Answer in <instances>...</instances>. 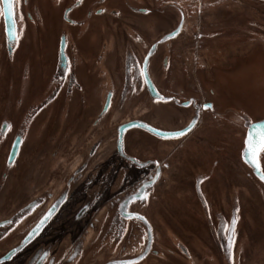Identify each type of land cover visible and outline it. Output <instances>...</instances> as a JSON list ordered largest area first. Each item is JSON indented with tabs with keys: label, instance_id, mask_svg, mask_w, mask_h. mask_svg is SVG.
Returning <instances> with one entry per match:
<instances>
[{
	"label": "flooded vegetation",
	"instance_id": "obj_1",
	"mask_svg": "<svg viewBox=\"0 0 264 264\" xmlns=\"http://www.w3.org/2000/svg\"><path fill=\"white\" fill-rule=\"evenodd\" d=\"M167 1L12 0L10 41L0 0V264H37V253L46 249L40 264H233L255 210L249 201L245 208L234 206L239 185L223 173L217 153L195 151L205 161L202 168L187 160L186 147L197 148L186 140L204 133L206 144L216 145L226 134V152L236 136L243 194L250 181L264 190L240 157L249 112L217 102L216 83L206 82L201 67L200 16L186 29L185 7L175 5L176 17L169 9L157 11ZM159 12L165 18L155 29ZM181 16L180 31L157 45L145 69L166 99L154 100L144 60ZM164 21L167 28L161 29ZM245 25L240 31L249 42H256L254 34L264 37L259 24ZM194 43L199 50L189 62L184 53ZM130 123L144 127L121 129ZM191 123L180 137L155 133L181 131ZM19 135L20 149L7 169ZM259 162L264 174V150ZM63 194L56 214L24 242Z\"/></svg>",
	"mask_w": 264,
	"mask_h": 264
},
{
	"label": "rangeland",
	"instance_id": "obj_2",
	"mask_svg": "<svg viewBox=\"0 0 264 264\" xmlns=\"http://www.w3.org/2000/svg\"><path fill=\"white\" fill-rule=\"evenodd\" d=\"M169 4L160 7L158 10L169 9L168 15L170 17H176L175 5L178 7H185L187 19L185 22L186 29L194 28L195 16H200L201 21L196 18L197 24H203L205 34H202L203 46L201 51L202 64L201 67L204 72L206 82L208 84H215L221 95V98L217 101L223 106H227L231 103L234 107L243 108L249 112L248 116L252 119H256L264 116V37L253 35L256 42H249L246 34L241 28H244L246 22L251 21L255 24H259L261 30H264V0H186L180 2L179 0H168ZM174 4V5H172ZM176 6V7H177ZM191 6V10L187 8ZM161 12L157 13L153 19V28H158V21L165 18ZM189 14L193 15L192 18ZM200 22V23H199ZM30 28V26H27ZM161 29H166L167 26L164 21V25H161ZM196 29H198L196 27ZM108 33H106L107 35ZM106 38L108 36H105ZM250 38V36H249ZM109 39V38H108ZM178 39V38H177ZM259 41L260 43H258ZM263 41V42H262ZM108 45V43H107ZM106 45V46H107ZM199 43H194L193 46H189L185 50V58L191 60L192 55L199 50ZM108 49V47H107ZM123 51L124 48H123ZM111 49L107 51L109 56ZM200 53V52H199ZM197 54V52H196ZM114 55V52L113 54ZM171 55L169 57L170 61ZM117 61V60H116ZM125 63V59H120ZM193 62V61H192ZM123 68V67H122ZM189 68H193V64H189ZM198 67H196L197 69ZM192 71V70H191ZM189 73L190 76L193 72ZM33 78H36L35 71L33 70ZM218 77V81H214V76ZM37 83V79L34 83ZM36 85V84H35ZM37 85L35 86V89ZM34 97V96H32ZM34 103V100H31ZM4 100L0 98V111L4 109ZM37 104V101L35 102ZM113 109L117 104V99L113 100ZM35 105L32 108H35ZM97 107V104H96ZM156 110V105H154ZM236 133H234L235 135ZM202 136L203 139H200ZM199 137V138H198ZM198 139V140H197ZM206 135L200 133L195 137L188 138L186 140L187 146L190 144L186 152L189 151L190 157L187 160L195 166L201 164V168L205 167V161L201 157L195 158V151L202 153H217L219 158H222V163L226 170L223 173H229V176L233 178L235 186L238 184L239 187L235 190L234 195V206L238 205L239 208H245L247 201L250 203V208L254 209L255 212H251V221L249 224V234H244L245 239L238 240L237 246L233 254V264H264V220L261 217L260 208H264V190L260 189L255 185L254 182L250 181L249 193L247 196L242 191V180L237 174L241 171L240 162L237 159L238 148L240 145L239 138L234 137V142L230 148L225 152V142L227 141L226 134L223 138L217 139V144H206ZM156 142V141H154ZM182 143L184 141H181ZM176 144L179 141L174 142ZM169 145V151L174 150L175 144ZM217 146V148H215ZM159 148V153L161 152ZM228 152V153H227ZM198 155V152H197ZM228 157V159H226ZM200 163V164H199ZM189 165L186 167L188 168ZM233 175V176H232ZM6 181V180H5ZM7 182L4 183V187ZM7 188V187H6ZM96 191L91 192L94 194ZM179 193H181L179 191ZM181 195V194H178ZM177 195V198H178ZM185 197L188 193H184ZM188 198V197H187ZM192 201V198H189ZM188 201V200H187ZM182 203L178 202V205ZM186 204V203H185ZM230 208V207H227ZM242 213V209H241ZM243 214V213H242ZM243 217V216H242ZM242 227L246 225L241 223ZM248 226V225H247ZM248 239V240H247ZM238 249V251H237Z\"/></svg>",
	"mask_w": 264,
	"mask_h": 264
},
{
	"label": "water",
	"instance_id": "obj_3",
	"mask_svg": "<svg viewBox=\"0 0 264 264\" xmlns=\"http://www.w3.org/2000/svg\"><path fill=\"white\" fill-rule=\"evenodd\" d=\"M12 1V0H11ZM3 6H4V13H5V23H6V31H7V34L9 36V39L10 41H14L15 39V23L13 21V16H12V7H11V10H9V5L6 4V3H3ZM182 24H183V18L181 16L180 20L178 21L177 25H176V28L174 29L173 32L169 33L168 35H166L165 37L161 38L156 44H154V46L151 47L150 51L148 52V54L146 55L145 57V60H144V65H143V70H144V78L146 80V85L149 89V92L151 94V97L154 98V100L156 99H163V100H166L164 98H160L158 96V93L156 92V90L154 89L152 83L150 82V80L146 77V73H145V69H146V66H147V63L150 59V57L152 56L155 48L157 47L158 44L162 43L163 41L165 40H170L172 39L173 37L176 36V34L180 31L181 27H182ZM108 103H109V97L107 98L106 100V105H105V110H107L108 108ZM249 121L246 122V127H247V133H246V136H245V139H244V144L241 148V152H240V157H241V161L243 163H245L250 169H251V172L254 174V176L259 180L261 181L263 184H264V180L261 179V175H262V172L261 170L257 171V169L255 167H253L251 164L249 163H246V156H245V152H246V146H245V140H247L249 138V134L252 133V138L253 140H259L260 138V134L261 133H264V119L261 120V121H257V122H254L252 123L251 121V118L249 117L248 118ZM194 125V123H191L187 128H185L183 131H184V134L187 133L191 128L192 126ZM132 126H140V127H144L141 123L138 124V123H130V124H127V125H124L121 129L124 130V129H128ZM155 133H157V135L159 136V138L161 139H169V138H172L169 134L170 133H166V132H158L156 131ZM20 142H21V137L20 135L14 140V142L12 143V146L10 148V152H9V155H8V158H7V163H6V167L8 169V166L11 167L15 161V158L17 157V154H18V151L20 149ZM261 153V152H260ZM259 153V155H260ZM259 158V156H258ZM65 193V192H64ZM64 197H65V194H63L57 203H55L51 208H49V210L47 211V213L44 215V217L37 223V225L29 232V234L26 236L24 242H27L29 239H32L34 237V235L36 233H39L42 228L45 226V224L48 222V220L54 216L56 214V212L59 210V205L62 204V202L64 201ZM50 247V246H49ZM42 249V248H40ZM50 251V249H46V251H42V252H38L37 253V264H40L42 262V260L44 259L45 255L48 254V252ZM15 252V250L11 251L10 253H8L3 260H7L10 258V256ZM45 253V254H44ZM44 254V255H43Z\"/></svg>",
	"mask_w": 264,
	"mask_h": 264
},
{
	"label": "snow or ice",
	"instance_id": "obj_4",
	"mask_svg": "<svg viewBox=\"0 0 264 264\" xmlns=\"http://www.w3.org/2000/svg\"><path fill=\"white\" fill-rule=\"evenodd\" d=\"M3 3H6L9 5V10H11V0H3ZM171 137H180L184 135V131H176L169 134ZM252 133L249 134V138L245 140V146H246V163L251 164L253 167L257 169V171L260 170V162H259V153L264 150V133L260 134L259 140H253ZM261 179L264 180V174L261 175ZM234 223V221H233Z\"/></svg>",
	"mask_w": 264,
	"mask_h": 264
}]
</instances>
